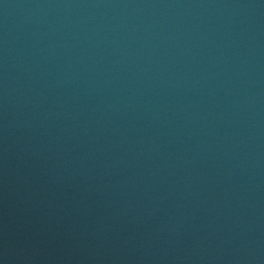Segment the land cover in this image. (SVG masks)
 <instances>
[{
  "label": "water",
  "instance_id": "water-1",
  "mask_svg": "<svg viewBox=\"0 0 264 264\" xmlns=\"http://www.w3.org/2000/svg\"><path fill=\"white\" fill-rule=\"evenodd\" d=\"M0 264H264V0H0Z\"/></svg>",
  "mask_w": 264,
  "mask_h": 264
}]
</instances>
